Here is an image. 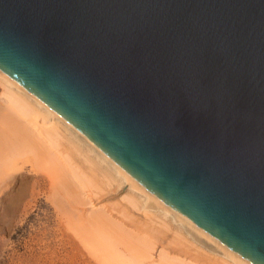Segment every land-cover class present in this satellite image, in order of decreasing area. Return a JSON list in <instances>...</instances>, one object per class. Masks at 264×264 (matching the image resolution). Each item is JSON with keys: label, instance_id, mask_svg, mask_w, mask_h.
I'll list each match as a JSON object with an SVG mask.
<instances>
[{"label": "water", "instance_id": "1", "mask_svg": "<svg viewBox=\"0 0 264 264\" xmlns=\"http://www.w3.org/2000/svg\"><path fill=\"white\" fill-rule=\"evenodd\" d=\"M0 69L264 264V0H0Z\"/></svg>", "mask_w": 264, "mask_h": 264}, {"label": "rangeland", "instance_id": "2", "mask_svg": "<svg viewBox=\"0 0 264 264\" xmlns=\"http://www.w3.org/2000/svg\"><path fill=\"white\" fill-rule=\"evenodd\" d=\"M1 79L0 77V108L3 107L2 109L7 111L0 109V117H2L0 120L7 127L5 128V125L0 122V131L2 130L0 133V145L2 146H0V152L4 146L3 143L7 144L4 146V148L6 147L4 152L0 153V161H3V163L0 162V264H185L186 262V264H203L201 262L211 264L212 260L207 263L209 261L207 257L219 258L221 256L211 250L203 240L193 237L179 221L173 219L170 213L163 212V209L161 207L159 209L152 200L144 198V194L129 186L120 174L113 171L118 174L114 176L116 174L110 172L109 169L112 168L107 163H102L96 158L94 151L92 152L84 142L82 143L75 137L66 126L63 127L64 129L62 128L61 132V127L64 124L53 115L45 112V109H40L41 106L28 96H24V98L30 99L32 103L27 102L33 106V111L36 109L37 112L35 111L34 114L32 111L33 113L30 114L34 116L31 118L29 117L30 114H22V116H28V118L26 116L22 118L20 112H15V109L5 102L8 85L3 83V79ZM15 91L21 93L18 90ZM3 95L4 97H2ZM16 114L22 119L20 117V120L17 119ZM5 119H8L7 122ZM58 121L62 125L57 124ZM60 125L61 127H59ZM14 126L24 127V131L29 129L25 133L28 139L24 135L23 140L21 139V134L24 131L17 127H15V131L17 130V133L21 131V134L18 133L19 135H14L16 136L14 137ZM8 128L9 130H7ZM56 128L59 131H56ZM59 132L63 134L59 135ZM68 134L69 138L73 137V140L68 138ZM17 136L20 137V141H18ZM28 136H31L32 139ZM6 139L9 141L7 142ZM71 141H74L72 142L74 145L79 144L74 146L78 148V151H80L79 146L81 144L80 147H83L82 150L84 149L86 154L80 151L83 153L82 156V153L78 152L73 145L70 146ZM38 143L39 145H37ZM87 153L89 157L91 156L90 158H94V162L97 160L95 165L99 166H94V162L92 164ZM7 155L11 156L8 158ZM98 162L106 166L103 171L102 164ZM119 175L122 178L118 179ZM114 178L118 181H115ZM127 196L130 201L133 198L135 201L142 199L138 203L142 202L143 204L139 205L136 201L139 207L137 205L132 207L133 205L130 206V204L133 200L128 202ZM146 199L151 201L149 204L151 208L148 207L149 202ZM146 204V210L149 214L144 209ZM125 214L127 215L125 216ZM150 216L151 218H149ZM130 218H134L133 223ZM159 218L160 220L161 218L166 219H162L164 222L161 220V223ZM140 220L143 224L140 223ZM165 220L167 224H164L166 223ZM170 220L174 221L170 222ZM134 222L135 225L131 226L130 224H134ZM136 226L139 228L136 229ZM166 226L170 227L167 228ZM129 228L132 229L128 231ZM137 230H142V232H137ZM173 231L178 232L173 234ZM179 231L182 232L179 233ZM151 232H154L155 235ZM175 235L177 237H174ZM171 244L172 246H169ZM159 251V255L162 253L160 256L157 253ZM184 251L190 253L186 254ZM198 256L201 258L199 257V259Z\"/></svg>", "mask_w": 264, "mask_h": 264}, {"label": "bare ground", "instance_id": "3", "mask_svg": "<svg viewBox=\"0 0 264 264\" xmlns=\"http://www.w3.org/2000/svg\"><path fill=\"white\" fill-rule=\"evenodd\" d=\"M0 77L3 79V83H6L8 86H7V91H6V93H5V102L8 104V105H11L12 106V108L13 109H15V112H17V113H19L20 112V115L22 116V114H30V113H33L34 112V114H35V111L37 112V110L35 109L34 111H33V106H30V104L32 103L31 101H30V99H28V100H26L25 98H24V96H28L29 98H31L32 100H34V102H36L37 104H39L40 106V109L41 108H43V110L45 109V112H47V113H49L50 115H53L57 120H59V121H61L63 124H64V126H62L61 127V123L58 121L57 122V124L59 123V124H61L59 127H61V132H62V128L63 127H65L66 126V128L71 132V133H73V135H75V137H77L80 141H82V143L84 142L90 149H91V151L94 153V154H96V158H98L99 160H101L102 161V163H107L112 169H109L108 168V166H107V168L110 170V172L112 171H115L116 173H118V174H120L125 180L124 181H127V183H128V185L129 186H131V187H133V188H135V190L137 189L139 192H141L142 194H144L143 196H145L144 198H147V199H150V200H152L156 205H158V207H159V209H160V207L163 209V212L165 211L166 213H170L171 215H172V217H173V219H176L175 221H179L180 222V224H182V226H184L185 228H186V230H188L192 235H193V237H198V238H200L199 240H203L206 244H207V246H209V248L211 249V250H214L215 252H216V254L217 253H219V255H221V256H219V258H217V257H213V258H211V257H207V259L209 260V261H207V263L208 262H210V260H212V263L211 264H255V263H253L252 261H250V260H248V259H246V258H244V257H242L241 255H239V254H237V253H235L234 251H232L231 249H229L228 247H226L225 245H223L222 243H220L219 241H217L216 239H214L213 237H211L210 235H208V234H206L205 232H203L202 230H200L197 226H195L190 220H188L186 217H184L183 215H181L180 213H178L175 209H173L168 203H166L165 201H163L162 199H160L159 197H157L155 194H153L150 190H148L140 181H138L134 176H132L131 174H129L128 172H126V171H124L123 169H121L119 166H117L116 164H114L112 161H110L106 156H104L100 151H98L93 145H91L83 136H81L72 126H70L67 122H65L62 118H60L57 114H55L49 107H47L39 98H37L30 90H28L26 87H24L21 83H19L17 80H15L14 78H12L11 76H9L6 72H4L3 70H1L0 69ZM1 79V80H2ZM5 81V82H4ZM1 85H3V84H1ZM12 86V87H11ZM13 87H15L14 89L15 90H18V91H20L21 93H17V91H15L14 89H13ZM4 89V88H3ZM5 89H6V86H5ZM3 92V91H2ZM2 97H4V95L2 96ZM4 99V98H3ZM30 101V104L28 103V102ZM6 105V104H5ZM6 108H7V106H5ZM3 108V107H2ZM2 108H0V109H2ZM10 108V107H9ZM8 109V108H7ZM3 110V109H2ZM6 109H4L3 111H5ZM7 111V110H6ZM33 111V112H32ZM42 111V110H41ZM11 112V111H10ZM6 113V112H5ZM1 114V113H0ZM11 114V113H10ZM9 114V115H10ZM15 114V113H14ZM45 114V113H44ZM49 114H47V115H49ZM8 115V114H7ZM17 115V119H19V117H18V114H16ZM26 115H23L22 116V118H24ZM32 114H30V118L31 117H33V116H31ZM40 115V114H39ZM43 115V114H42ZM49 115V116H50ZM52 116V117H53ZM12 117V116H11ZM10 117V118H11ZM14 117V116H13ZM16 117V116H15ZM27 118H28V116H26ZM0 118H2V117H0ZM7 118V117H6ZM21 117H20V119H22ZM35 118H36V115H35ZM13 119H15V118H13ZM13 119H10V120H13ZM16 119V121L18 122V120ZM19 119V120H20ZM34 119V118H33ZM39 119V118H38ZM6 120H8V119H5V121ZM42 121V120H41ZM48 121V120H47ZM0 122L2 123V121L0 120ZM7 122V121H6ZM6 122H4V123H6ZM10 122V121H9ZM21 122V121H20ZM19 122V123H20ZM23 122H24V120H23ZM25 122H26V120H25ZM55 122V121H54ZM13 123H14V121H13ZM30 123V122H29ZM56 123V122H55ZM3 124V123H2ZM24 124V123H23ZM27 124V123H26ZM50 124V123H49ZM53 124V123H52ZM3 125H5L4 127L6 128L7 127V125L6 124H3ZM13 125V124H12ZM51 125V124H50ZM55 125V124H54ZM21 126V125H20ZM25 126V125H24ZM28 126V125H27ZM58 126V125H57ZM56 126V127H57ZM9 127V126H8ZM15 127H17V126H14L13 127V129H14V134H13V136L14 135H17L18 133H20L21 134V129H23V131L25 130V128L24 127H17V128H19V130H21V131H18V133H17V130L15 131ZM52 127H53V125H52ZM26 128H28V127H26ZM45 128V127H44ZM50 128V127H49ZM55 128V127H54ZM12 129V130H13ZM34 129V128H33ZM51 129V128H50ZM57 130L56 131H59L58 130V128H56ZM64 129V128H63ZM7 130H9V128L7 129ZM11 130V131H12ZM29 130V129H28ZM28 130H26V131H28ZM2 131V130H1ZM1 131H0V133H1ZM26 131H24V133L23 134H21L20 136H21V139H22V137H23V135H24V137H26V139H28L27 138V136H25L26 134ZM5 132V131H4ZM10 131H8V133H9ZM50 132H52V131H50ZM11 133V132H10ZM28 133V132H27ZM44 133V132H43ZM66 133V132H65ZM29 134V133H28ZM59 135L60 134H63V133H58ZM8 135V134H7ZM19 135V134H18ZM47 135V134H46ZM38 136V135H37ZM68 136V138H69V134L67 135ZM71 136V135H70ZM14 137H16V136H14ZM28 137H30L31 139H32V137L31 136H28ZM38 137H40V136H38ZM59 137V136H58ZM63 137H66V136H64L63 135ZM17 138L19 139H16V140H18V141H20V137L19 136H17ZM71 138V137H70ZM69 138V139H70ZM14 139V140H15ZM34 139V138H33ZM60 139V138H59ZM72 140H73V137L71 138ZM7 140V139H6ZM15 140V141H16ZM23 140V139H22ZM25 140V139H24ZM38 140V139H37ZM42 140V139H41ZM67 140V139H66ZM4 142H5V140H3ZM9 140H7V142H8ZM11 141H13V140H11ZM14 141V142H15ZM33 141V140H32ZM62 141V140H61ZM17 142V141H16ZM30 142V141H29ZM57 142V141H56ZM67 142V141H66ZM72 142H74V141H71V145L70 146H72L73 145V147L76 145V146H78L77 145V143L74 145V144H72ZM77 142H78V140H77ZM1 143H2V141H1ZM19 143V142H18ZM23 143H24V141H23ZM28 143V142H27ZM40 143V142H39ZM39 143L37 144V145H39ZM41 143H42V141H41ZM79 143V142H78ZM4 144V146H5V144H7V143H3ZM9 144V143H8ZM10 145V144H9ZM11 145H13V143H11ZM1 146V145H0ZM4 146H3V149H1L3 152H4V149H6V147L4 148ZM25 146V145H24ZM80 146H81V144H80ZM79 146V148H80V151H82V152H85L84 151V149L82 150V148ZM83 146H84V144H83ZM2 147V146H1ZM9 147V146H8ZM7 147V148H8ZM21 147V146H20ZM19 147V148H20ZM38 147V146H37ZM68 147V146H67ZM11 148V147H10ZM21 148H23V147H21ZM74 148H76V147H74ZM89 148H87L86 147V149H89ZM70 149V148H69ZM77 149V151H78V148H76ZM90 149H89V151H90ZM9 150V149H8ZM7 150V151H8ZM1 151V152H2ZM80 151H78V152H80ZM88 151V152H89ZM90 151V152H91ZM0 152V153H1ZM6 152V151H5ZM77 152V153H78ZM82 152H80V153H82ZM91 152V153H92ZM6 153H8V152H6ZM10 153H11V151H10ZM9 153V154H10ZM15 153V152H14ZM90 153V154H91ZM79 154V153H78ZM85 154H86V152H85ZM84 154V156L85 157H87L88 156V153H87V156ZM80 155V154H79ZM8 156V155H7ZM9 156H11V155H9ZM9 156H8V158H9ZM82 156H83V153H82ZM68 157V156H67ZM89 157V156H88ZM91 157V156H90ZM89 157V158H90ZM8 158H7V160H8ZM95 158V159H96ZM2 159V158H1ZM5 159V158H4ZM85 159V158H84ZM88 159V158H87ZM93 159L94 158H90V160H92L91 162H92V164H93ZM14 160V159H13ZM63 161V160H62ZM68 161V160H67ZM66 161V162H67ZM96 161L97 160H95V162H94V166H99V165H95V163H96ZM1 163H3V161H0ZM88 162V161H87ZM100 162V161H99ZM98 162V163H99ZM4 163H5V161H4ZM102 163H99V164H102ZM89 164H90V162H89ZM65 165V164H64ZM70 165V164H69ZM91 165V164H90ZM89 165V166H90ZM104 164H102V171H103V168L104 167H106V166H103ZM8 166V165H7ZM71 166H72V164H71ZM77 167V166H76ZM92 167V166H91ZM90 168V167H89ZM94 168V167H93ZM105 169V168H104ZM92 171H93V169H92ZM107 171V170H106ZM4 172V171H3ZM61 172V171H60ZM104 172H105V170H104ZM115 172H113L114 174H116ZM13 173V172H12ZM74 173V172H73ZM76 173V172H75ZM77 173H78V171H77ZM81 173V172H80ZM109 173V172H108ZM3 174V173H2ZM22 174V173H21ZM101 174V173H100ZM105 174H106V172H105ZM118 174H116V175H114V176H117ZM9 175V174H8ZM7 175V176H8ZM97 175V174H96ZM118 176L117 178L118 179H120V177L121 176ZM6 176V177H7ZM76 176V175H75ZM108 176V175H107ZM112 176V175H111ZM10 178L12 177V176H9ZM15 177V176H14ZM121 177V178H122ZM3 178H5V177H3ZM3 178H2V180H3ZM1 179V178H0ZM7 179V178H6ZM5 179V180H6ZM108 179H110L109 177H108ZM115 179V178H114ZM9 180V179H8ZM36 180V179H35ZM105 180V179H104ZM117 179H115V181H116ZM4 181V180H3ZM2 181V182H3ZM112 181V180H111ZM110 181V182H111ZM118 181V180H117ZM110 182H107V183H110ZM113 182V181H112ZM114 183V182H113ZM119 183V182H118ZM1 187V186H0ZM33 187V186H32ZM136 190V191H137ZM101 191V190H100ZM133 191V190H132ZM137 191V192H138ZM132 194V193H131ZM135 195V194H134ZM133 195V196H134ZM131 196V195H130ZM133 196H132V198H133ZM135 197V196H134ZM128 198V199H127ZM138 198V197H137ZM126 199H127V201L128 202H131L132 200H133V202L134 203H136V201H137V203H138V201H141L142 199H140V200H136L135 201V199L133 198V199H131V201L129 200V197L127 196L126 197ZM125 199V200H126ZM146 199V200H147ZM148 201V200H147ZM131 203L130 204V206H132V207H134V205H137L138 206V204L139 205H142L143 203L142 202H140V203H136V204H134V203ZM149 203H148V205L150 204V202L151 201H148ZM146 206V208H144L145 209V211H147L146 209H147V204L145 205ZM144 206V207H145ZM136 207V206H135ZM139 207V206H138ZM148 207H150V205L148 206ZM137 208V207H136ZM151 208V207H150ZM162 209H161V211H162ZM125 210V209H124ZM138 211V210H137ZM142 211H144V210H142ZM158 211V210H157ZM161 211H160V213H161ZM124 213V212H123ZM126 213V212H125ZM151 213V212H150ZM146 214V213H145ZM147 214H149L148 213V211H147ZM146 214V215H147ZM165 214V213H164ZM127 214H125V216H126ZM161 215H163V214H161ZM129 216V215H128ZM166 216V215H165ZM164 216V217H165ZM156 217V216H155ZM159 217V216H158ZM171 217V216H170ZM149 218H151V216L149 217ZM130 219H132V223H133V219L134 218H130ZM163 218H161V220H162ZM164 219H166V218H164ZM163 219V220H164ZM121 220V219H120ZM158 220H160V218L158 219ZM161 220H160V222H161ZM162 220V221H163ZM141 221V220H140ZM174 221V220H173ZM173 221H171L170 220V222H173ZM136 222V221H135ZM135 222H134V224H130L131 226H133V225H135ZM137 222H139V221H137ZM164 222V221H163ZM165 222H166V220H165ZM140 223H142V221L140 222ZM139 223V224H140ZM154 223V222H153ZM162 223V222H161ZM169 223V222H168ZM176 224H177V222H175ZM143 224V223H142ZM155 224V223H154ZM164 224H167V222L166 223H164ZM175 224V225H176ZM179 224V225H180ZM136 225H137V223H136ZM149 225V224H148ZM148 225H146V226H148ZM151 225V224H150ZM156 225H158L157 223H156ZM128 226V225H127ZM140 226V225H139ZM139 226L137 227L136 226V229L137 228H139ZM145 226V227H146ZM152 226V225H151ZM126 227V226H125ZM141 227V226H140ZM144 227V228H145ZM160 227V226H159ZM167 227V226H166ZM168 227H170V226H168ZM167 227V228H168ZM181 227V226H180ZM183 227V228H184ZM147 228H149V226L147 227ZM165 228V227H164ZM132 229V228H131ZM130 228H129V230L128 231H130L131 230ZM136 229L134 228V230L136 231ZM146 229V228H145ZM150 229V228H149ZM148 229V230H149ZM172 229H174V228H172ZM171 229V230H172ZM126 231H127V228L125 229ZM181 230H183V229H181ZM125 231V232H126ZM140 231V233L142 232V230H139ZM138 230H137V232H139ZM152 231V230H151ZM132 232V231H131ZM131 232H127V233H131ZM178 232V231H177ZM177 232H174L173 231V234L174 233H176L177 234ZM180 232H182V231H179V233ZM146 233V232H145ZM150 233V232H149ZM152 233V232H151ZM132 234V233H131ZM152 234H154L155 235V233L153 232ZM183 234V233H182ZM129 235V234H128ZM137 236V235H136ZM141 236V235H140ZM165 236H166V234H165ZM182 236V235H181ZM184 236H185V234H184ZM183 236V237H184ZM188 236V235H187ZM186 236V237H187ZM169 237V236H168ZM174 237H177L176 235L174 236ZM140 238V237H139ZM188 238V237H187ZM141 239V238H140ZM143 239V238H142ZM145 240H146V237L144 238ZM143 239V240H144ZM184 239L186 240V238L184 237ZM184 239H182V240H184ZM193 239V238H192ZM180 240V239H179ZM181 240V241H182ZM191 240V239H190ZM168 241V240H167ZM188 241V240H187ZM195 241V240H194ZM169 242H170V240H169ZM196 242H198V241H196ZM174 243V242H173ZM180 243V242H179ZM175 244H177L178 245V243H175ZM186 244H188V243H186ZM168 245V244H167ZM182 245V244H181ZM169 246H172V244L171 245H169ZM180 247V246H179ZM192 247V246H191ZM171 248V247H170ZM186 248V247H185ZM189 248V247H188ZM187 249V248H186ZM205 249H206V247H205ZM209 249V250H210ZM162 250H164V248H162ZM181 251H182V249H180ZM201 250H203V249H201ZM166 251V250H165ZM188 251H190V250H188ZM187 251V252H188ZM199 251V250H198ZM214 251H213V253H214ZM178 252H180V251H178ZM177 252V253H178ZM186 254H189V253H187L186 251H184ZM212 252V251H211ZM158 253V255H159V253H160V251L159 252H157ZM162 254V253H161ZM160 254V255H161ZM176 254V253H175ZM204 254V253H203ZM159 255V256H160ZM151 256H153V255H151ZM151 256H150V258H151ZM158 256V257H159ZM174 256V255H173ZM156 257V256H155ZM172 257V256H171ZM201 258V256H198V258ZM179 258L180 259H182V257H180L179 256ZM178 258V259H179ZM199 258V259H200ZM153 259V258H152ZM160 259V258H159ZM177 260V259H176ZM183 260H184V257H183ZM182 260V261H183ZM178 261V260H177ZM203 261V260H202ZM179 262V261H178ZM184 262V261H183ZM182 262V263H183ZM186 262V261H185ZM189 262H190V260H189ZM200 262V261H199ZM100 263H102V262H100ZM187 263V262H186ZM185 263V264H186ZM201 263H203L204 264V262H201ZM153 264V263H152ZM184 264V263H183ZM199 264V263H198Z\"/></svg>", "mask_w": 264, "mask_h": 264}]
</instances>
